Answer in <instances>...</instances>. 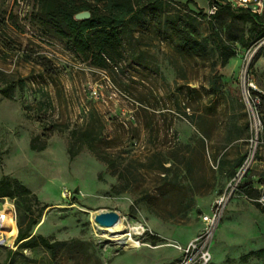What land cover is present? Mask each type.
<instances>
[{
    "label": "rangeland",
    "instance_id": "obj_1",
    "mask_svg": "<svg viewBox=\"0 0 264 264\" xmlns=\"http://www.w3.org/2000/svg\"><path fill=\"white\" fill-rule=\"evenodd\" d=\"M164 1L182 16L194 14L206 58L181 54L158 32H137L139 58L124 55L118 69L103 70L40 25L35 0H0V89L1 80L14 86L9 98L0 94V179L30 191L0 197V209L7 203L6 222L24 235L56 244L54 251L18 247L5 225L0 264H177L251 158L255 122L246 90L264 94V37L251 40V23L231 22L226 13L211 28L197 15L209 14L210 6L197 5L204 0ZM260 14L264 19V9ZM242 29L244 44L233 39ZM221 42L234 52L224 64ZM85 130L97 133L96 146L113 166L78 139ZM33 138L46 147L31 148ZM259 139L240 183L251 182L258 196L264 131ZM69 146L78 150L72 155ZM262 207L239 192L230 197L207 264H264V256H246L264 249ZM109 210L122 226L141 227L133 236L139 246L103 234L91 213Z\"/></svg>",
    "mask_w": 264,
    "mask_h": 264
},
{
    "label": "trees",
    "instance_id": "obj_2",
    "mask_svg": "<svg viewBox=\"0 0 264 264\" xmlns=\"http://www.w3.org/2000/svg\"><path fill=\"white\" fill-rule=\"evenodd\" d=\"M186 1L196 5L193 0ZM35 3L37 6L35 15L38 22L48 33L52 34L53 38L82 61H87L90 65L103 70L118 69L120 58L124 55L130 62L139 58L134 53L132 42L136 39L137 32H158L171 41L181 54L200 58L208 56L207 46L200 38L194 14L182 16L178 11H171L164 0H35ZM208 3L209 6H215V12L207 15L199 10L197 15L208 17L211 28H213V18L226 13L231 22L251 23L248 35L251 40L264 37V30H262L264 19L261 14L247 7H233L226 0H209ZM82 10H89L90 18L74 19V14ZM233 39L244 44L246 41L244 30L242 29L240 34ZM221 43L223 46H219V53L221 62L224 64L234 55V52L232 47ZM1 81L3 86L0 94L9 98L14 87L13 83L7 80ZM249 93L252 99L259 97L256 112L264 123V94L254 90H250ZM76 133L77 131H72L74 136ZM97 137V133L91 130H85L78 135L82 144L98 159L113 166V160L106 159L102 150L96 146ZM37 140L31 139V148L41 150L46 147V141L38 144ZM74 150L78 149L73 146L68 147L72 155ZM240 183L238 185L240 194L252 199L259 197L251 182ZM16 194L29 195L30 191L18 180L1 178L0 197H13ZM254 202L260 205L259 202ZM16 237L18 247L26 248L40 244L49 251L55 250L56 244L51 243L42 235H24L21 230H18ZM246 256H264V249L249 252Z\"/></svg>",
    "mask_w": 264,
    "mask_h": 264
},
{
    "label": "built area",
    "instance_id": "obj_3",
    "mask_svg": "<svg viewBox=\"0 0 264 264\" xmlns=\"http://www.w3.org/2000/svg\"><path fill=\"white\" fill-rule=\"evenodd\" d=\"M226 1L229 2L233 7H247L250 8L253 12H256L258 14H260L262 12V9H264V0H226ZM215 10H216L215 6H210L209 14L214 13ZM246 92L248 95H250L249 90H246ZM251 102H252L251 114L255 122L254 129L251 128L252 133L250 140L251 142H254V146L250 154L251 158H247L242 164V166L239 168L237 174L232 180L233 184L232 183L230 184L231 187L228 193H224L221 196H219L215 200L214 208L211 211V213L205 214L203 216V221L206 224L205 229L202 232H200L192 241H190L185 246V248H181L183 251V257L177 264H207V262L210 259L209 244L213 235L214 228L221 217L223 207L235 192L236 193L239 192L238 185L249 166V161L250 159L252 160L253 155L256 153L257 145H259L260 142L262 143V141H260L259 139V136L262 133V131H264V123H262L259 114L256 112V105L259 103V97L256 96L253 99L251 98ZM243 196L251 201H257L262 206H264V195H260L257 199L248 198L246 195ZM12 217H14V215ZM15 237L13 238V241Z\"/></svg>",
    "mask_w": 264,
    "mask_h": 264
},
{
    "label": "bare ground",
    "instance_id": "obj_4",
    "mask_svg": "<svg viewBox=\"0 0 264 264\" xmlns=\"http://www.w3.org/2000/svg\"><path fill=\"white\" fill-rule=\"evenodd\" d=\"M6 204L2 205V209H0V239L6 240V231L5 225H7L13 233V236L10 238L11 242L15 235L18 232L16 222L14 221L13 224L7 223L6 219L8 218V214L6 213ZM92 217H94L95 213H91ZM98 224V223H97ZM100 225V224H99ZM99 229L103 232L105 236H108L110 240L116 241L117 243L124 244L129 248L137 247L140 245L138 241H136L133 236L137 234L139 230H141L140 226L131 227L129 226H122L121 219L119 217L118 221L113 225H101ZM141 232V231H140ZM139 232V233H140ZM10 242V244H11Z\"/></svg>",
    "mask_w": 264,
    "mask_h": 264
},
{
    "label": "water",
    "instance_id": "obj_5",
    "mask_svg": "<svg viewBox=\"0 0 264 264\" xmlns=\"http://www.w3.org/2000/svg\"><path fill=\"white\" fill-rule=\"evenodd\" d=\"M89 10H82L74 14V19L76 20H86L90 18ZM119 214L113 210L98 212L94 215L93 219L100 225H113L119 219ZM2 243V240H0Z\"/></svg>",
    "mask_w": 264,
    "mask_h": 264
},
{
    "label": "crops",
    "instance_id": "obj_6",
    "mask_svg": "<svg viewBox=\"0 0 264 264\" xmlns=\"http://www.w3.org/2000/svg\"><path fill=\"white\" fill-rule=\"evenodd\" d=\"M175 1H178V2H183V1H180V0H175ZM194 1V0H193ZM195 2V1H194ZM209 0H204V2L202 3V4H198L197 2H195V3H197V5L199 6V7H201V8H205V7H208L209 6ZM261 195V194H260ZM259 195V196H260Z\"/></svg>",
    "mask_w": 264,
    "mask_h": 264
}]
</instances>
